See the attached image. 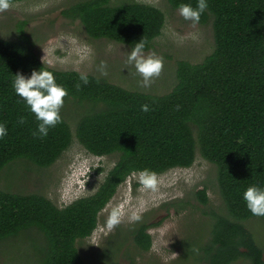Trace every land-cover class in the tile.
<instances>
[{
    "label": "trees",
    "instance_id": "obj_1",
    "mask_svg": "<svg viewBox=\"0 0 264 264\" xmlns=\"http://www.w3.org/2000/svg\"><path fill=\"white\" fill-rule=\"evenodd\" d=\"M167 1L173 10L181 3H197ZM64 15L79 20L96 41L131 48L143 38L145 52L154 48L166 24L160 8L136 0H82ZM209 23L215 50L200 63L178 61L177 83L165 94L132 91L105 76L86 74L88 83L83 84L82 73L45 65L23 30L14 40L0 38V122L8 129L0 139V172L20 162L48 169L75 142L97 157L118 156L96 192L66 206L41 194L1 189L0 250L8 248L9 264L27 253L33 254V264H99L87 262L78 245L93 236L101 212L132 173L147 168L160 176L189 169L198 155L217 169L223 208L211 212L208 234L197 233L200 239L192 241L185 237L181 259L195 264H264V251L246 226L254 218L264 224V216H254L243 199L247 187L264 186V0H208L200 24ZM42 67L68 91L61 120L45 137L33 135L38 121L12 86L17 72L30 75ZM142 105L149 110L142 111ZM192 198L209 204L206 188ZM194 206L188 200L164 208L180 213ZM159 225L132 227L139 252L151 250L149 230ZM23 237L29 243H19Z\"/></svg>",
    "mask_w": 264,
    "mask_h": 264
},
{
    "label": "rangeland",
    "instance_id": "obj_2",
    "mask_svg": "<svg viewBox=\"0 0 264 264\" xmlns=\"http://www.w3.org/2000/svg\"><path fill=\"white\" fill-rule=\"evenodd\" d=\"M79 1L82 0H28L11 3L9 9L0 12V38L14 40L23 30L35 43L41 61L44 56L43 63L50 68L105 76L132 91L154 94H165L173 90L177 83L178 61L200 63L215 50L212 23L204 26L199 23L193 27L177 10L169 6L167 0H136L160 8L166 16L163 35L156 40L151 50L163 58V68L160 75L148 87H144L140 75L127 62L128 46L107 40H93L79 20L64 15L67 9ZM101 61L107 65L106 75L98 70ZM117 162V155L97 157L75 142L48 169H39L34 164L24 162L8 165L0 172V190L41 194L56 205L66 206L83 195L96 192ZM204 188L209 196V204L206 206L192 198L198 190ZM188 200L192 201L194 208L180 213L174 208L168 213L164 208V205ZM221 208L223 201L217 169L198 155L193 167L173 169L158 176L155 191L143 188L138 175L129 178L101 212L99 227L93 236L80 243L78 249L87 262L95 261L99 264H195L181 259L184 253L182 241L185 237L190 238V241L199 240V234H208L212 220L210 214ZM114 210L119 211L120 222L109 227L108 220ZM133 215L139 219L132 220ZM144 222L160 224L149 230L153 246L148 253L136 249L130 233L132 227ZM246 226L254 233L258 245L264 251V224L254 218ZM28 240V237H23L19 243H29ZM38 240L41 243V239ZM25 255L26 258L12 260L11 264H33V254ZM7 257L10 258L9 250L3 247L0 250V264H9ZM236 264H244V261Z\"/></svg>",
    "mask_w": 264,
    "mask_h": 264
},
{
    "label": "clouds",
    "instance_id": "obj_3",
    "mask_svg": "<svg viewBox=\"0 0 264 264\" xmlns=\"http://www.w3.org/2000/svg\"><path fill=\"white\" fill-rule=\"evenodd\" d=\"M10 6L11 0H0V12L9 9ZM207 9L208 0H197L195 7L191 3H181L177 7L179 15L185 21H189L193 27L200 23L201 16ZM43 59L44 56L42 57V62ZM127 62L140 75L141 83L144 87H148L160 75L164 63L163 58L155 51L145 52L143 38L131 46L128 51ZM106 68V63L101 61L98 70L102 75L107 74ZM13 77L12 86L15 94L28 106L30 112L35 115L38 121L36 132L33 135L47 136L49 129L55 127L61 120L60 109L65 102L64 98L68 95L67 89L62 84H58L54 74L44 67L39 70L33 69L30 75L17 72ZM80 80L83 84H87V75L81 74ZM76 87L79 88L80 84H77ZM141 110L147 112L149 109L147 105H142ZM23 122L24 118L21 117L19 123L22 124ZM7 134L6 124L0 122V139ZM132 175H138L139 183L143 188L152 191L156 190L158 174L155 171L145 168L139 170L138 173L133 172ZM83 197H86V195L75 199V201ZM243 199L247 209L254 216H264V186L253 184L247 187L243 192ZM131 219L138 220L139 217L133 215ZM119 222L120 213L118 210H114L109 217L108 226L113 227Z\"/></svg>",
    "mask_w": 264,
    "mask_h": 264
}]
</instances>
